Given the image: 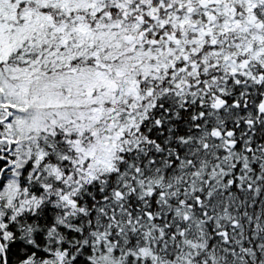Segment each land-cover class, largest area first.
Listing matches in <instances>:
<instances>
[{"label": "snow or ice", "instance_id": "snow-or-ice-1", "mask_svg": "<svg viewBox=\"0 0 264 264\" xmlns=\"http://www.w3.org/2000/svg\"><path fill=\"white\" fill-rule=\"evenodd\" d=\"M0 264H264V0H0Z\"/></svg>", "mask_w": 264, "mask_h": 264}]
</instances>
